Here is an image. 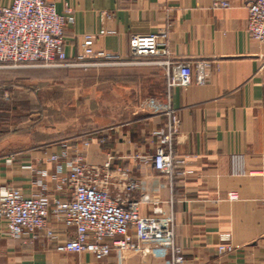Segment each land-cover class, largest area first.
I'll list each match as a JSON object with an SVG mask.
<instances>
[{"label":"crops","instance_id":"1","mask_svg":"<svg viewBox=\"0 0 264 264\" xmlns=\"http://www.w3.org/2000/svg\"><path fill=\"white\" fill-rule=\"evenodd\" d=\"M50 1L73 17L63 32L67 59L55 67L0 70V191L15 187L27 195L62 198L69 158L108 161L111 171L122 167L128 177L143 181L131 200L145 191L159 196L162 209L172 214L183 264H264V180L252 174L264 158V42L247 32L244 1L233 0L229 7H214L212 0ZM162 30L171 63L191 65L188 85H168V67L157 63L161 57L134 63L130 56L133 34ZM85 33L94 35L96 52L118 58L71 64ZM48 73L55 80L52 105L46 103ZM149 99L168 102L178 116L171 185L143 160L154 154L159 144L154 132L168 121ZM52 154L59 161L48 160ZM116 185L110 186L112 194L119 192ZM139 211L149 216L152 205L140 203ZM51 224L58 232L65 229ZM142 228L131 227L134 239L153 244ZM223 234H229L233 251H218ZM31 252L55 251L45 239L23 243L0 234V264H23ZM73 254L66 264H163L155 254L130 250L103 261Z\"/></svg>","mask_w":264,"mask_h":264},{"label":"built area","instance_id":"2","mask_svg":"<svg viewBox=\"0 0 264 264\" xmlns=\"http://www.w3.org/2000/svg\"><path fill=\"white\" fill-rule=\"evenodd\" d=\"M233 0H212L214 7H229ZM247 8V32L257 41L264 42V0H243ZM73 21L67 13H60L50 0H12L10 5H0V70L20 67H55L65 65L63 32ZM101 30L99 33H104ZM94 35H82V49L71 64H79L86 58L113 61L118 55L93 48ZM167 32L153 31L133 34L130 37V56L134 63L148 57H161L157 63L168 67V85H188L192 69L189 63H171L166 47ZM155 111L168 116L164 129L155 131L159 144L150 158L156 172L163 175L171 185L176 161L172 145L177 134L178 116L171 105L149 99ZM60 155L52 154L50 161H59ZM65 176L67 195L50 200L43 192L24 194L19 188L10 187L0 191V234L33 243L45 239L58 253H89L97 261H103L112 252L117 256L125 251L155 254L163 264H183L184 253L175 243L172 214L165 213L159 196L145 191L137 200H131L133 192L141 189L143 181L130 178L127 171L118 167L114 171L109 162L90 164L82 155H74L66 161ZM42 175L46 172L42 171ZM252 174L264 180V158L261 167ZM113 181L119 189L110 192ZM40 184L43 188L42 183ZM230 199L236 198L234 193ZM152 205V214L142 216L139 204ZM52 221L62 223L65 229L56 231ZM142 225L143 232L154 243L136 241L131 227ZM220 253L235 248L229 234L220 236L217 247Z\"/></svg>","mask_w":264,"mask_h":264},{"label":"rangeland","instance_id":"3","mask_svg":"<svg viewBox=\"0 0 264 264\" xmlns=\"http://www.w3.org/2000/svg\"><path fill=\"white\" fill-rule=\"evenodd\" d=\"M47 73V72H46ZM49 79L47 81V84L50 85L49 88L51 89L50 92L47 93V100L46 103L51 104L53 103V96H50L53 92V85L55 83L54 78L52 77L53 73H48ZM84 95V94H83ZM70 93L67 92V98H70ZM90 104V99L88 98L86 100V103L82 104L80 107L81 112H85ZM46 242V240H45ZM32 252L30 253V256H25V260L27 262H24L23 264H66V262H69L72 260L71 256H75L76 254L73 253H57V252H49L46 256H32ZM16 259V257H15Z\"/></svg>","mask_w":264,"mask_h":264},{"label":"trees","instance_id":"4","mask_svg":"<svg viewBox=\"0 0 264 264\" xmlns=\"http://www.w3.org/2000/svg\"><path fill=\"white\" fill-rule=\"evenodd\" d=\"M0 82H1V77H0Z\"/></svg>","mask_w":264,"mask_h":264}]
</instances>
